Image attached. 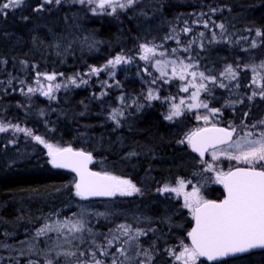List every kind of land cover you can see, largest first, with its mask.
<instances>
[{"label":"trees","instance_id":"1","mask_svg":"<svg viewBox=\"0 0 264 264\" xmlns=\"http://www.w3.org/2000/svg\"><path fill=\"white\" fill-rule=\"evenodd\" d=\"M220 24L224 25L223 30L218 27ZM186 26L191 32L182 31ZM257 29L264 33V0H137L112 15L93 14L72 0L59 4L55 0L46 4L43 0H23L18 7L0 15L2 117L6 124L31 127L47 142L91 153L93 169L129 178L143 189L138 196L116 200L114 208L120 213L146 217V223L139 227L152 239L139 240V245L143 243L141 250L154 253L152 264H171L172 257L166 249H179L176 236L188 243L183 238L190 222L184 211L180 212L179 201L158 194L155 188L161 181L175 184L182 177L203 187L209 199H219L223 189L219 185L205 187L203 163L186 142L179 143L184 140V130L164 118L168 102H148L144 98L138 78L142 64L139 45H175L178 54L197 60L199 67L212 75H218L217 70L225 64H239L237 80L225 81L229 88H214L211 95L206 93L204 97L209 106L223 110L221 125L235 126L238 131L243 130L242 121L253 124L264 120V98L248 99L253 90L252 74L243 67L248 64L245 56L259 63L264 61V35L257 37ZM169 35L178 36L179 44L175 39H164ZM253 40L257 43L255 48L250 46ZM191 41L195 42L185 52L184 47ZM121 53L133 60L118 65L114 76L108 71L89 74L91 67H102ZM238 57L240 62L236 61ZM36 73H56L55 83L61 85L68 83L70 77H77L79 86H62L53 92L55 99L39 91L27 93L29 87L37 85ZM105 81L111 87L104 86ZM101 92L107 94L101 96ZM226 101L235 103L224 106ZM114 108L124 112L118 117L119 125L110 119ZM10 132L0 134V246L23 237L54 210L66 215L69 204L62 189L74 180L72 174L49 165L38 142L22 135L12 136ZM109 201L90 200L101 207ZM119 214L110 220L98 218L91 225L96 241L103 243L109 230L123 222ZM157 231L162 232L161 237ZM164 242L166 246L162 248ZM12 255H4L3 250L0 264H18ZM97 257L110 261V257ZM141 258L145 257L135 259ZM216 264H264V251Z\"/></svg>","mask_w":264,"mask_h":264},{"label":"snow or ice","instance_id":"2","mask_svg":"<svg viewBox=\"0 0 264 264\" xmlns=\"http://www.w3.org/2000/svg\"><path fill=\"white\" fill-rule=\"evenodd\" d=\"M46 3H52L53 0H45ZM80 4L94 5L90 10L93 14L106 13L112 15L117 12V9H126L133 6L137 0H78ZM23 3V0H0V15L5 14L6 10L18 7ZM56 4L61 3V0H55ZM42 7V5H41ZM110 9L111 11H106ZM215 11V9H213ZM204 26L208 24L205 21ZM218 27L223 30L224 25ZM184 33L191 32V28L184 27ZM259 29L256 30V36H262ZM203 37L204 33L201 32ZM165 40L175 39L179 44V38L175 35H169ZM212 39L216 36L213 33ZM247 39V37H244ZM189 42L184 51L188 52L192 43ZM251 47H257L255 40L252 41ZM163 45L143 43L139 45V59L151 62L154 60L153 67L159 72L160 76L148 81L151 85H156L158 80H163L164 83H170L173 80H179L181 86L179 91L188 93L190 89L191 95L187 101L180 99L179 103H171L169 113L164 117L166 120H173L182 115L183 107L188 111L193 109H205L207 114H196V120L204 121L206 126L197 128L189 133L184 140L179 143H187L194 152L198 153L201 158L205 153L211 150L212 161H202L206 164L204 171H215L216 182L222 184L226 190V195L223 200L214 201L207 200L201 195L200 187L192 184V180L179 177L175 180V186L166 183L158 189L161 193H173L176 197H183V207L190 210L195 224L190 231L187 232V237L190 243H185L183 240L179 243V250L176 246L166 249L169 256L173 257V264H197L201 258H206L207 261H217L223 257L235 256L236 254L247 253L252 249H264V120H259L253 124L243 125V134L233 139L237 134V127H218L212 121L221 114V108H211L206 100H201V93L211 95L214 88L227 89L229 84L225 81H236L240 74V65L235 67L232 64H227L218 75L207 74L204 71H199L198 62H185V59H156L157 54L160 57L166 56L165 51H158ZM203 47V44H201ZM172 53H176L177 49H171ZM133 57L123 53L115 55L109 59L102 67H91L90 75H99L103 71H108L110 76L115 75V69L118 65L128 64L132 62ZM171 68V73L167 71ZM244 69H249L252 72L251 83L255 85L259 91H253L248 99L259 95L264 98V61L259 65L251 64L244 65ZM191 70V71H190ZM144 72L151 76L148 72V67L143 69ZM63 75L62 73L60 74ZM48 81L47 87L40 85V78ZM167 77V79H165ZM191 77V79H189ZM57 78L56 73H36V83L40 85L38 88L29 87L27 93L41 92L42 95L51 99H55L53 92L59 90L62 86L68 87L69 84L79 86L77 77H70L68 83L61 85L60 83H52ZM197 80L199 82H197ZM11 83V81H9ZM23 83V82H21ZM80 83H87L85 80H80ZM106 87H111L107 82H102ZM211 85L212 87H209ZM118 86V83H117ZM239 87V84H236ZM106 92H101L100 95H106ZM124 102V97L119 98ZM146 99L160 100L158 90L150 87L147 91ZM176 97H164L165 101H175ZM214 99V97H213ZM135 103V101H134ZM234 101H226L224 106H228ZM124 115L123 110L119 108L112 109L110 119L119 125L118 117ZM247 116V113H245ZM23 132L27 136H31L35 141L44 145L47 148V156L50 158L49 163L54 168H70L77 173L79 179L75 182V195L86 199L88 197H116V196H131L139 193L140 189L129 179L111 175L107 172H93L88 168L93 157L91 153L84 151H74L71 147L60 148L50 143H47L41 136L33 135L32 131L27 128H22L18 124L0 123V133L8 132ZM224 146L220 148V146ZM131 153L130 155H135ZM220 156H225L229 160H235L238 163L243 162L247 167H236L229 169L227 172L217 170L215 161L219 160ZM195 175V174H194ZM192 185L191 191L187 188ZM75 215V214H74ZM99 215H104L103 213ZM67 231L69 235L74 233L88 232L92 233V229L87 227L83 219L80 220H65L55 221L51 224L45 223L42 227L36 230V236L46 235L47 232L55 231L63 233ZM147 232L141 228L133 229L132 225L121 223L114 229H110L108 235L104 237L103 243L98 244L95 239L91 240V244L95 248H89L87 251H64L58 252L57 256H65L68 258H76V264H106L100 257H110L109 264H129L134 259L129 255V248H135V257H145L140 259L137 264H150L152 255L148 249L141 250L138 243L141 236H146ZM76 238V237H73ZM115 248V251L111 249ZM29 264H39V262H29ZM45 264H54L52 259H47ZM201 264L203 262L201 261Z\"/></svg>","mask_w":264,"mask_h":264},{"label":"rangeland","instance_id":"3","mask_svg":"<svg viewBox=\"0 0 264 264\" xmlns=\"http://www.w3.org/2000/svg\"><path fill=\"white\" fill-rule=\"evenodd\" d=\"M72 1H75L76 3L80 4L78 2V0H72ZM43 4H46L45 0H43ZM80 5L84 6L86 9H89V10L92 7H94V5H89L87 3L80 4ZM106 11H111V10L107 9ZM156 45H158V44H156ZM173 48L177 49V46H175V45H169V46L163 45V47L160 48L158 51H165L166 50V56L160 57L157 54L156 59H169V60H171V59H185L184 56L178 54L177 52L172 53L171 49H173ZM245 58L247 60L246 63H248V65H251V64L259 65L260 64L259 62L254 61L253 59L250 60L249 56H245ZM236 61L240 62V58L239 57L236 58ZM185 62H198V61L194 60V59H190V60L185 59ZM152 64H154V60L151 62H146V61L142 60V64L140 67L138 78H139V81L143 84L142 94H144L143 96L145 99L147 96V91L150 87L157 89L158 94L161 97L160 100H151V101L148 100V102L158 101L159 103H165L166 101L163 100L164 97H169V96L176 97L175 101H167L168 102V104L166 105L167 108L165 107V110H163V115L165 117L170 111L171 103H173V102L179 103L180 99H185L187 101V99L191 95V91H193V89H190V91L188 93H184V92L179 91V88H180L182 82H180L178 79L173 80L170 83H164L163 80H158L156 85H151L150 83H148V81L160 76V72L155 67H153ZM226 65L227 64H225V66ZM146 66L148 67V72H151V74H152L151 76H149L148 73L143 71V69ZM224 67L221 69H218L217 70L218 73L220 71H222L224 69ZM198 70L203 71V69H201L200 67ZM167 71L169 72V75H170L171 68L169 67L167 69ZM205 73H206V75L208 74L207 72H205ZM251 74H252V72H251ZM165 79H167V77ZM189 79H191V77H189ZM197 82H199V81L197 80ZM48 83L49 82L44 80V79L40 80V85H43L45 87V89H46ZM52 83L55 84V81H53ZM35 84H37L36 81H35ZM40 85L37 84L36 86H34V88H38V87H40ZM209 86L211 87V85H209ZM253 91H259V89L255 85H253L252 92ZM205 95H206V93H201L200 99L204 100ZM257 96H259V95H257ZM182 107H183L182 115L174 118L170 122L179 124V126L185 132L184 137H183L185 139V137L189 133L195 131L197 128L207 126V125H205L204 121H202V120L198 121L195 118L196 114L206 115L207 112L205 109H193L191 111H188L186 109V107H184V106H182ZM209 107H211V106H209ZM211 108H214V107H211ZM1 111L2 110H0V123L6 124L4 121L5 117H2V114H5V113H2ZM222 115H223V110H221V114L218 115L212 121V123H216L217 125H221L220 118L222 117ZM187 119L189 121L188 125H186ZM20 127L30 129L32 131L33 135H37L34 132V129H32L31 127L28 128V127H25L22 125H20ZM11 131L12 132H10L8 134H10L12 136L22 135V137H24L26 139L37 142L31 136H27L23 132H14L13 130H11ZM4 133H7V132H2L0 134H4ZM242 134H243V130L238 129L237 134L234 135L233 139H236L237 136L242 135ZM47 143H50V142H47ZM50 144H52L56 147L62 148V146H60L59 144H55V143H50ZM40 145H41L42 149L45 150L44 158H46L49 162L50 158L47 156V151H48L47 148H45L44 145H42V144H40ZM223 147L224 146H220V148H223ZM206 161H208L210 163L213 162L211 151H209ZM214 163L216 165L217 170H223L225 172H227L229 169H231L232 167H235V166H247L243 162L238 163L235 160L227 159L225 156H220L219 160L215 161ZM49 165L51 166L50 163H49ZM202 166H203V171H204V169L206 168V164L203 163ZM204 172H205L204 180H206L205 182H207V184H205V187L214 186V185H219L221 188L223 187L222 184H219L216 182L215 171H204ZM113 175L117 176L116 174H113ZM122 178H124V177H122ZM125 179H129V178H125ZM129 180H131V179H129ZM74 181L75 180L69 182L66 185V187L62 189V194L64 195V197H66L68 204H69V208L67 209L68 212L66 215H63V214L61 215V213L55 212L56 210L53 211L52 215L47 213L48 215H46V216H44V218L42 217L40 219V224L38 223L36 226L34 225L31 228V230L27 234H25L23 237L14 239L11 244H8V245H5V243L2 244V246H0V252H1L0 254H2L3 250H4V255L13 254L12 257H14V259L17 260L18 264H20L21 259H23V264H29L30 261L31 262H37L38 261L39 264H45V261L47 259H52L54 261V264H69L70 262H72L73 264H76V262H74L76 258H68V257H65L63 255L57 256L56 254L58 252L62 253L64 251L78 252V250L87 251L89 248L94 249L95 246L91 244V240L92 239L96 240L97 236H96L95 230L91 227V225L95 224V222L98 218H105L107 220H110L111 218H113L112 216L122 212V211H118L116 208H114V204H115L116 200H118V199L121 200V199H124L127 197L138 196L143 191V189H140L131 180L140 189L139 193H135L131 196L111 197L110 201L101 207V206H98V204H96L94 202H90V200H84V199L76 196L75 195V188H74ZM166 183L170 184L171 186H175V184H172L170 181L169 182H167V181L162 182L161 181L159 186L155 188V191L158 194H162L161 192L158 191V189L161 188ZM192 184L196 185L194 183H192ZM191 187H192V185H189L187 190L191 191ZM200 191H201V195L205 199L208 200L209 198L205 194L203 187L200 188ZM163 194H166V196L173 198L174 201H179L180 209H181L180 212L184 211V214H185L184 217L185 216L188 217V215L191 214L189 209L183 207V197H176L175 194H173V193H163ZM101 213H103L104 215H99ZM119 215L122 216L123 222L116 223L115 227L121 223H126V224L132 225L133 229H135V228L143 229L142 227H139V226L145 224L147 221L146 217L138 218L137 215H134L132 213L130 214L129 212L120 213ZM80 219H83L84 222L86 223L87 227L92 229L91 234L85 231L83 233H74V234L69 235L67 233V231L65 230L63 233L51 231V232H47L46 235L36 236V230L38 228L42 227L45 223L51 224L55 221L80 220ZM181 220H184V218L181 217ZM182 225L183 224L180 223L181 227H182ZM185 233H187V230L185 231ZM161 234H162L161 231H157V235L159 237H161ZM73 237H76V238H73ZM144 237H149L148 238L149 240L152 239V236L150 235V236H141L139 238V240H142V238H144ZM175 240H178L180 242L182 240V238H180L179 236H176ZM96 242L98 244H101V242H99V241H96ZM141 244H143V243L142 242L140 243V248H142ZM165 246H166V244L164 242L161 247L164 248ZM177 250H179V249H177ZM150 253H151V255L154 254L151 251H150ZM133 254H135L134 247L129 248V255L133 256ZM159 254H160V252H159ZM97 256H99V254ZM133 257H134V259L132 261H130L129 264H137V262L140 260V259L139 260L135 259L136 258L135 256H133ZM141 259H145V258H141ZM109 262L106 264H109ZM151 262H152V260H151ZM151 262H150V264L153 263V262L152 263ZM171 262L173 263V257H172ZM199 263H200V261L197 262V264H199Z\"/></svg>","mask_w":264,"mask_h":264},{"label":"water","instance_id":"4","mask_svg":"<svg viewBox=\"0 0 264 264\" xmlns=\"http://www.w3.org/2000/svg\"><path fill=\"white\" fill-rule=\"evenodd\" d=\"M207 126H210V125H207ZM217 126H218V127H225V126H223V125H217ZM204 127H206V126H204ZM201 128H203V127H201ZM188 146H189V145H188ZM222 146H223V145H222ZM67 147H71L74 151H84V152H86V153H89V152H87V151H85V150H83V149L74 148V147H72V146H65V147H62V148H67ZM189 149H190V151L192 152V154H194V155H195L200 161H205V160H206V157H207V155H208V152L210 151V150H209L208 152H206L205 155H204V157L201 158V157L199 156V154L196 153V152H194L190 146H189ZM92 157H93V156H92ZM92 162H93V160H92ZM92 162L88 165V168H89L91 171H93V172H101V171H98V170L92 168ZM51 166H52V165H51ZM52 167H53V166H52ZM236 167H242V168H243V167H247V166H236ZM236 167H233V168H231V169H234V168H236ZM53 168H54V167H53ZM55 169H58V170H62V171H65V172H69V173H71V174L74 176V178H75V182L79 179V177L77 176V173L74 172V171H72V169H70V168H55ZM102 173H103V172H102ZM111 175H113V174H111ZM74 184H75V183H74ZM223 193H224V197H225V195H226V190L224 189V186H223ZM224 197H223L221 200H223ZM109 198H111V197H88V198H86L85 200H107V199H109ZM214 201H220V200H214ZM194 224H195V221H194V218H193V223H192V225H191L189 231H190L191 228L194 226ZM188 241H189V243H190L189 238H188ZM259 251H264V249H262V248L252 249V250H250V251L247 252V253L236 254L235 256L223 257V258H220V259L217 260V261H207L206 258H201V259H202L203 261L208 262V263H219V262H221V261H223V260L232 259V258H237V257H241V256H244V255H247V254H250V253H253V252H259Z\"/></svg>","mask_w":264,"mask_h":264},{"label":"flooded vegetation","instance_id":"5","mask_svg":"<svg viewBox=\"0 0 264 264\" xmlns=\"http://www.w3.org/2000/svg\"><path fill=\"white\" fill-rule=\"evenodd\" d=\"M223 197H224V193H223V195H222L219 199H217V200H221ZM188 219H189L190 227H191V225H192V223H193V217H192L191 214L188 215ZM190 227L187 228V232L189 231ZM174 239H175V237H174ZM183 239H186L185 241L188 242L187 233L184 234V238H183ZM171 264H173V263L171 262Z\"/></svg>","mask_w":264,"mask_h":264}]
</instances>
